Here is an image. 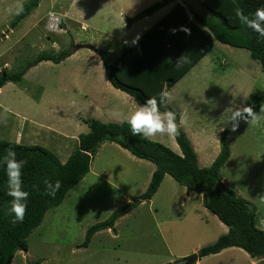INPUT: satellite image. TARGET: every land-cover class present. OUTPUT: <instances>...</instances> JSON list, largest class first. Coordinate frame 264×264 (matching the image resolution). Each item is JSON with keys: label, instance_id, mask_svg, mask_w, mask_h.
Segmentation results:
<instances>
[{"label": "rangeland", "instance_id": "rangeland-1", "mask_svg": "<svg viewBox=\"0 0 264 264\" xmlns=\"http://www.w3.org/2000/svg\"><path fill=\"white\" fill-rule=\"evenodd\" d=\"M27 1L0 0V65L6 63L7 70L16 72L43 51L71 49L72 54L60 63L42 61L19 82L0 87V139L44 146L64 161L78 135L88 131L85 117L100 114L104 122L112 121L110 116L124 121L134 111L132 105L139 106L110 86L98 51L108 46L113 56L120 49L114 47L116 39L122 45L146 30L155 21L151 14L132 27L125 16L158 0H39L37 8L11 28L10 21ZM122 5L128 7L121 17ZM255 89L264 91L259 61L247 49L217 40L170 88L168 104L180 116L186 115L182 128L200 166L210 165L220 150L221 129L230 116L226 109L242 108ZM97 103L104 105L99 111L92 107ZM256 114L258 123L242 121L237 131H229L230 156L220 177L248 201L256 225L264 228V113L259 109ZM150 139L180 153L174 137ZM118 147L99 149L85 177L60 205L45 213L28 237V250L17 252L11 264L174 263L227 232L203 206L201 194L190 192L187 197L185 187L165 174L151 199L121 215L113 228L96 232L86 248L78 247L90 225L138 200L155 169L152 162ZM263 259L233 246L203 256L199 264H250Z\"/></svg>", "mask_w": 264, "mask_h": 264}, {"label": "trees", "instance_id": "trees-1", "mask_svg": "<svg viewBox=\"0 0 264 264\" xmlns=\"http://www.w3.org/2000/svg\"><path fill=\"white\" fill-rule=\"evenodd\" d=\"M170 3L173 5L168 12L138 36L137 44L128 42L113 56H110L107 48L98 51L107 79L113 87L132 96L139 105L149 97L159 98L162 91H168L212 48L214 40L247 49L251 58L258 60L264 71V41L258 34L242 26L234 15L236 7L250 15L257 8L264 7V0H158L133 16H125V20L130 24ZM38 4L39 0L24 3L22 11L20 8L10 21L11 28H15ZM182 28L189 29L190 34L182 31ZM173 29L176 30L175 34ZM71 54V49H63L57 53L43 51L16 72L4 68L0 75V87L7 82H19L29 68L42 61L60 63ZM181 55L189 62L177 70L174 62ZM263 104L264 91L255 89L243 107L251 106L257 113ZM165 111L176 113L179 123V111L168 104L161 108V112ZM85 123L88 131L78 135L74 148L63 162L44 146L0 139V159L6 149L13 148L18 160L27 161L22 180L23 190L29 193L23 222L11 223L12 217L6 215L11 197L7 195L6 171L0 163V264H11L17 252L28 250L29 235L41 224L45 213L60 205L69 190L85 177L103 142L118 144L131 155L152 162L155 169L138 200L121 206L104 220L90 225L78 247L86 248L96 232L113 228L121 215L138 205L141 200L151 199L165 174H169L185 187L187 194H201L203 206L228 226L226 233L196 252L197 259L232 246L242 248L251 257L264 258V228L256 225L255 212L249 207L248 201L238 196L234 188L220 177V170L230 156L227 139L231 130L230 123L227 122L221 132L220 150L208 166L199 165L198 156L182 127L180 135L174 137L180 149V153H177L161 142L133 136L126 121L104 122L87 118ZM45 180L61 182V188L54 198L44 194ZM187 257L179 262L162 264L182 263ZM39 263L38 260L31 264ZM253 264H264V259Z\"/></svg>", "mask_w": 264, "mask_h": 264}, {"label": "clouds", "instance_id": "clouds-1", "mask_svg": "<svg viewBox=\"0 0 264 264\" xmlns=\"http://www.w3.org/2000/svg\"><path fill=\"white\" fill-rule=\"evenodd\" d=\"M20 10L22 11V6ZM234 15L242 26L258 34L261 40L264 41V7L257 8L250 15H246L242 8L236 7L234 9ZM181 30L190 34V30L187 28H182ZM175 31V29L172 30L173 34H175ZM138 40L139 37L137 36L133 39L132 44H137ZM188 62V59L184 55H181L174 62V66L177 70H180ZM171 99L172 97L168 91H162L159 94V98L155 96L149 97L141 106L131 112L127 116L126 123L130 126L132 135L143 137L146 140L157 135H166L168 137L179 136L180 128L187 123L186 115L181 114L178 123L176 113L172 111L161 112V108L166 107ZM226 110L230 112L228 123H230L231 131L233 132L237 131L241 121H245L250 125L252 123H258L260 120V116L253 111L251 106L242 108L233 106ZM260 113H264V105L261 106ZM223 130L221 129V131ZM0 163L3 164L6 171L7 195L11 197L6 215L12 217L11 223L13 224L23 222L27 212V201L29 199V193L23 190L22 180L23 168L27 164V161L22 159L18 160L16 151L13 148H8L5 150L2 159H0ZM44 185V194L53 198L61 188V182L59 180L54 183L45 180Z\"/></svg>", "mask_w": 264, "mask_h": 264}, {"label": "crops", "instance_id": "crops-1", "mask_svg": "<svg viewBox=\"0 0 264 264\" xmlns=\"http://www.w3.org/2000/svg\"><path fill=\"white\" fill-rule=\"evenodd\" d=\"M172 5H173V3H170V4H168L167 6H164V7H162V8H160V9H158V10H156L155 12H153L152 14H151V16H153V17H155V18H153L152 20L154 21H152L153 23L152 24H154L159 18H161L165 13H167L168 12V10L172 7ZM127 7H128V5L127 6H124V5H122V6H120L119 7V13H120V16L122 17V16H124L125 15V13H124V11H126L125 9H127ZM127 16V15H126ZM149 17V15H147V18ZM142 18H146V16H144V17H142ZM158 18V19H157ZM141 19V18H140ZM139 20V19H138ZM138 21H135V22H132L130 25H131V27H132V25H134V24H136ZM151 24V25H152ZM150 25V26H151ZM149 26V27H150ZM148 27V28H149ZM147 28V29H148ZM145 31V30H144ZM143 31V32H144ZM142 32V33H143ZM141 33V34H142ZM140 35V34H139ZM138 35V36H139ZM111 40H114V38H112ZM133 41V40H132ZM114 42H116V44H117V42L119 43L120 41H118L117 39L114 41ZM129 42H131V41H129ZM128 43V42H127ZM124 44H126L125 43V41H124ZM124 44H120L119 43V45H116V46H114V47H117L118 49L120 48V47H122ZM106 48H108V50H110L111 48H109L108 46H106ZM199 62V61H198ZM193 67V66H192ZM109 82V81H108ZM110 83V82H109ZM110 86H112L111 85V83H110ZM173 86V85H172ZM171 86V87H172ZM115 88V87H114ZM117 89V88H116ZM119 90V89H118ZM170 90V89H169ZM169 90H168V92H169ZM121 91V90H120ZM127 94V93H126ZM129 95V94H128ZM127 96V95H126ZM117 97V96H116ZM128 97V100H130V98L132 97V96H127ZM123 99V98H122ZM132 99H133V97H132ZM134 100V99H133ZM130 102H132V101H130ZM135 102V101H134ZM136 103V102H135ZM137 104V103H136ZM137 105H139V104H137ZM168 105H170V104H168ZM96 106V107H95ZM95 106H92V107H94L93 109L94 110H100V108L99 107H101V108H103V104L101 105V104H98L97 103V105H95ZM139 106H141V105H139ZM138 106V107H139ZM171 106V105H170ZM138 107H136L135 105H132V111L134 110H136V108H138ZM172 107V106H171ZM173 108V107H172ZM93 110V111H94ZM176 110V109H175ZM109 113V112H108ZM180 113V112H179ZM110 117H112L111 118V120L112 121H114V122H123V121H121V119H117L115 116L113 117V116H110ZM96 118L97 119H99V120H101L102 121V118H101V116H100V114H97V116H96ZM96 118H94V119H96ZM85 119H87V117H85ZM124 121H126V120H124ZM77 140V139H76ZM101 147H99V149L100 148H104L105 146H109V147H111V148H119L118 146V144H116V143H113V142H103L101 145H100ZM99 149H98V151H99ZM98 151H97V153H98ZM96 153V154H97ZM94 160V159H93ZM63 162V161H62ZM151 173V172H150ZM185 193H186V191H185ZM186 195H187V197H189V193L187 194L186 193ZM186 198V197H185ZM224 224V223H223ZM223 226H225V230H227L228 231V228L226 227V225L224 224ZM233 247V246H232ZM229 248H231V247H228V248H225V249H223L222 251H220L219 253H221V252H227V250L229 249ZM196 249H197V247H195L193 250H191V251H196ZM219 253H216V254H219ZM201 259H202V257L200 258V259H198L197 261H196V263L195 264H199V262H201ZM259 259H263V258H259ZM253 263H255V262H251L250 264H253Z\"/></svg>", "mask_w": 264, "mask_h": 264}, {"label": "water", "instance_id": "water-1", "mask_svg": "<svg viewBox=\"0 0 264 264\" xmlns=\"http://www.w3.org/2000/svg\"><path fill=\"white\" fill-rule=\"evenodd\" d=\"M88 47L96 50L95 47L93 46H88ZM196 261H197V254L194 253V254L189 255L182 263H178V264H192V263H195Z\"/></svg>", "mask_w": 264, "mask_h": 264}, {"label": "built area", "instance_id": "built-area-1", "mask_svg": "<svg viewBox=\"0 0 264 264\" xmlns=\"http://www.w3.org/2000/svg\"><path fill=\"white\" fill-rule=\"evenodd\" d=\"M5 66H7L6 63H3L2 65H0V75L3 73V69L6 68Z\"/></svg>", "mask_w": 264, "mask_h": 264}]
</instances>
